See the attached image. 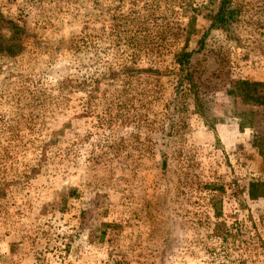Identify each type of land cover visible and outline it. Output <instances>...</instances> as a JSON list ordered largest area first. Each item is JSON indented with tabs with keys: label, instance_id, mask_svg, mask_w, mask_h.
Wrapping results in <instances>:
<instances>
[{
	"label": "rangeland",
	"instance_id": "obj_1",
	"mask_svg": "<svg viewBox=\"0 0 264 264\" xmlns=\"http://www.w3.org/2000/svg\"><path fill=\"white\" fill-rule=\"evenodd\" d=\"M219 1L0 0V264H264V0Z\"/></svg>",
	"mask_w": 264,
	"mask_h": 264
},
{
	"label": "trees",
	"instance_id": "obj_2",
	"mask_svg": "<svg viewBox=\"0 0 264 264\" xmlns=\"http://www.w3.org/2000/svg\"><path fill=\"white\" fill-rule=\"evenodd\" d=\"M235 9L231 5V0H220L218 8L214 13L209 27L213 29H221L228 32L230 25L235 18ZM21 28L15 22L7 19L0 13V55L13 56L16 55L22 48ZM203 39V36H202ZM202 39L198 47L186 50L181 48L173 54V62L176 65V83L174 85V96L172 101L177 99V95H191L195 101V83L193 81L192 72L189 69L190 58L193 53L200 51L203 47ZM235 86L238 88V96L242 99L253 100L252 104H259L257 97H252L249 93L254 90L257 85L264 86V82H248L245 80H235ZM198 102L195 106L198 107ZM164 163L162 162V168ZM215 207L214 203L212 205Z\"/></svg>",
	"mask_w": 264,
	"mask_h": 264
}]
</instances>
